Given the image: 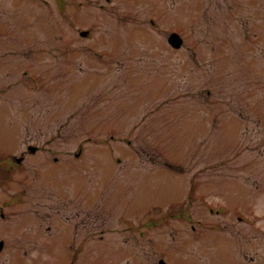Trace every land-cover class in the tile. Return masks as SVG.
Instances as JSON below:
<instances>
[{"label":"rangeland","instance_id":"374dc122","mask_svg":"<svg viewBox=\"0 0 264 264\" xmlns=\"http://www.w3.org/2000/svg\"><path fill=\"white\" fill-rule=\"evenodd\" d=\"M109 1L0 0V201L24 191L12 209L37 211L39 246L76 226L109 264H158L162 249L171 264H264V40H241L259 14ZM173 31L214 50H177ZM31 256L6 264H44Z\"/></svg>","mask_w":264,"mask_h":264},{"label":"flooded vegetation","instance_id":"af4514ba","mask_svg":"<svg viewBox=\"0 0 264 264\" xmlns=\"http://www.w3.org/2000/svg\"><path fill=\"white\" fill-rule=\"evenodd\" d=\"M229 5L226 6L224 11H235L238 10V8L242 5H247L248 7L252 8L254 12L259 14V21L256 17H252L251 19L246 20L245 24V33H243L242 37L248 41L249 43L246 44V51L253 50L254 44H259L261 41L264 40V0H228ZM107 3H110L109 0H107ZM194 6L198 8V10H201L200 5H203L200 1H197L193 3ZM259 9L260 13L263 11V13H259L256 11ZM209 10H211L209 8ZM212 15L217 17V13H213ZM224 15V12L222 13ZM6 21V20H5ZM1 27V26H0ZM6 35V32H2V28H0V38ZM203 37L208 38L209 35L204 33ZM241 37V38H242ZM205 38L200 40H205ZM3 40V39H2ZM0 39V41H2ZM209 42V41H208ZM207 42V43H208ZM206 42L202 43H192L188 44L186 39L184 38L183 45L181 49L188 48L189 51H186L188 54H195L197 52L201 53L202 55H206L209 52H212L214 49L206 50L204 44ZM186 44H188L186 46ZM264 45V44H263ZM209 48V47H208ZM4 51H11L10 48H4ZM32 153H36L39 151V149H36L35 151H32ZM13 163L10 165H6L3 168L5 170L11 171L14 165H18L21 162H18L19 157L14 155L12 156ZM22 160L24 159V155L20 156ZM7 181L4 182V178H0V185L1 183L6 184L9 183L10 179L6 178ZM25 192L22 191L21 193H18L14 196V198H3L0 201V262L3 261V264H6V262L12 260L13 250L17 252V250L22 249L23 252L27 255L28 249L31 250V257L35 259V255L39 258V262H43L45 264V260L43 259L42 255L44 253H48V249L53 250V246L58 247L61 249V252L58 255H55L54 258L50 257L51 260H57V264H109L111 263L107 257H102L97 259V254L95 247L93 246L97 245L95 243L94 245L91 244L90 238L92 232L90 231H83L81 232V228H78L76 226L73 227H64V226H58L61 231H57L56 226L48 227V229H53L52 237H48L46 239H43L42 246H39V236L43 238L44 232L42 230H39V215L37 216V211H35V215L32 214L30 211H20L16 209H12V207L15 205V202L22 201V199L25 197ZM195 195H191L190 197L194 198ZM196 197V196H195ZM17 215V216H16ZM25 215L27 221L25 224V230L24 232L15 231V225L18 223L20 218ZM59 216L63 218V214L59 213ZM75 215V216H74ZM69 216V215H67ZM74 217H78V214L74 213ZM187 217V216H186ZM189 220H191L190 217H187ZM38 219V220H37ZM170 219L169 217H166L162 222H166ZM58 223H62L61 220H58ZM3 226V227H2ZM194 228V226H191ZM105 229L101 228L99 229V234L101 235ZM36 232L35 234V240L32 238V234ZM79 235L82 237L79 238ZM45 240V241H44ZM44 242H48L50 245L46 246L47 243L43 244ZM70 247V251L64 248L66 245ZM35 246V247H33ZM44 246V247H43ZM158 246V244H157ZM43 247L40 251H42V254L39 257V249ZM59 250V249H58ZM92 250V252H90ZM55 253V251H54ZM166 250L162 249L161 254L158 257V264L161 263L162 259L165 258ZM169 253V252H168ZM167 253V254H168ZM51 255V253H48ZM95 259V262L93 263L92 260ZM108 259V260H107ZM116 264V263H115Z\"/></svg>","mask_w":264,"mask_h":264},{"label":"water","instance_id":"95a60500","mask_svg":"<svg viewBox=\"0 0 264 264\" xmlns=\"http://www.w3.org/2000/svg\"><path fill=\"white\" fill-rule=\"evenodd\" d=\"M83 35H86V32H82ZM170 42L178 47L181 44V37L177 34V33H172L170 38H169ZM32 150H35L34 148H32ZM22 159H19L18 161L20 162Z\"/></svg>","mask_w":264,"mask_h":264}]
</instances>
